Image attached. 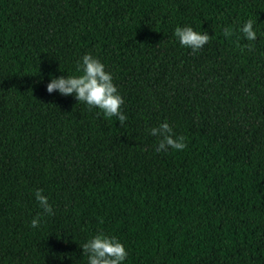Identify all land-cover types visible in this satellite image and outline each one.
I'll return each mask as SVG.
<instances>
[{
	"label": "trees",
	"instance_id": "obj_1",
	"mask_svg": "<svg viewBox=\"0 0 264 264\" xmlns=\"http://www.w3.org/2000/svg\"><path fill=\"white\" fill-rule=\"evenodd\" d=\"M85 53L123 123L46 91ZM165 120L183 150L155 151ZM37 188L53 214L31 227ZM101 231L122 264H264V0H0V264H86Z\"/></svg>",
	"mask_w": 264,
	"mask_h": 264
},
{
	"label": "clouds",
	"instance_id": "obj_2",
	"mask_svg": "<svg viewBox=\"0 0 264 264\" xmlns=\"http://www.w3.org/2000/svg\"><path fill=\"white\" fill-rule=\"evenodd\" d=\"M253 20L247 19L238 27V31L247 41H254L257 32L253 28ZM223 35L227 38L232 34L230 27L223 28ZM173 38L180 46L198 52L210 39L206 31H196L189 25H177L173 30ZM76 75H61L52 77L46 84V91L51 93L57 90L61 95L74 96L76 101L83 102L89 109L96 108L98 114L104 117H116L120 123L127 119L121 110L123 98L113 83V74L105 70L104 63L91 53L83 54L76 61ZM148 134L157 138L155 151L167 152L183 150L186 147L184 137L175 135L173 128L167 120L160 122L147 130ZM43 190L37 188L34 192L38 207L42 209L30 221L31 227H37L41 217L45 214L52 215L53 208L48 197L42 194ZM86 264H122L128 256L123 243L114 235L97 232L90 236L81 245Z\"/></svg>",
	"mask_w": 264,
	"mask_h": 264
}]
</instances>
